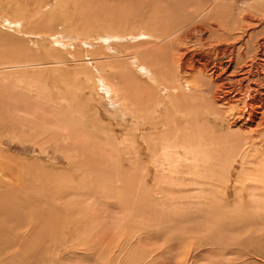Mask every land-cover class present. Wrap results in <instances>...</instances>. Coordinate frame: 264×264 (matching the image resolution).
I'll return each mask as SVG.
<instances>
[{
  "label": "rangeland",
  "instance_id": "374dc122",
  "mask_svg": "<svg viewBox=\"0 0 264 264\" xmlns=\"http://www.w3.org/2000/svg\"><path fill=\"white\" fill-rule=\"evenodd\" d=\"M198 1L0 0V264H264V5Z\"/></svg>",
  "mask_w": 264,
  "mask_h": 264
},
{
  "label": "bare ground",
  "instance_id": "6f19581e",
  "mask_svg": "<svg viewBox=\"0 0 264 264\" xmlns=\"http://www.w3.org/2000/svg\"><path fill=\"white\" fill-rule=\"evenodd\" d=\"M254 2H252L251 3V5L252 6H255L259 11H262V8L261 7H263V5H264V0H253ZM192 4H194L193 2H192ZM226 4H227V0H199L198 1V3H196V5H192L193 7H192V9H190V16L187 14V16H189L188 17V20H189V24L190 23H192L193 21H195V20H198V18L199 17H201V16H203V15H205V14H207L208 12H210L212 9H213V6L214 5H216V13L217 14H221V19H222V16L224 15V16H229V12H228V10H227V8H226ZM248 4H250V2L248 3ZM191 5V4H190ZM215 9V8H214ZM43 10V9H42ZM246 10H249V9H246ZM245 10V11H246ZM250 10H251V8H250ZM252 10H254V9H252ZM39 11H41V10H38V13L37 14H39L40 12ZM36 12V11H35ZM244 12V11H243ZM215 13V14H216ZM232 13V12H231ZM209 14V13H208ZM36 15V14H35ZM34 16V15H33ZM251 16V15H250ZM17 17H19V18H21V17H28V19L29 18H31L32 17V15H29L28 13H26V12H19L18 13V15L12 20V19H9L8 21L11 23V24H16V23H19V19H17ZM228 18V17H227ZM27 19V20H28ZM220 19V18H219ZM224 19V18H223ZM32 20V19H31ZM190 20H192V21H190ZM263 21V20H262ZM27 22V21H26ZM222 24V23H221ZM187 25H185V27H186ZM180 29V28H179ZM262 29V28H261ZM140 30V32L142 33V37H156V38H159V36H157V35H155L154 33H152V32H150V31H148L145 27L144 28H140L139 29ZM262 31V30H261ZM263 32V31H262ZM174 34V33H173ZM217 34V33H216ZM139 35V34H138ZM228 35V34H227ZM107 36H108V38L109 39H111V38H119L120 39V37H123V36H121V35H117V34H114V33H108L107 34ZM218 36H219V34H218ZM223 37H225V36H223ZM100 39H102V38H100ZM123 39V38H122ZM149 41V40H148ZM225 42V41H224ZM217 45V44H216ZM264 45V44H263ZM218 48V47H217ZM224 48V47H223ZM218 49H220V48H218ZM262 52V51H261ZM264 52V51H263ZM262 52V53H263ZM190 57V56H189ZM255 57V56H254ZM190 59H192L193 60V58H192V56L186 61V63H188V62H190ZM257 59V58H256ZM133 61V60H132ZM246 61V60H245ZM250 61V60H249ZM259 62V61H258ZM257 62V63H258ZM132 63H134V62H132ZM137 63V62H136ZM184 64V63H183ZM245 64H246V62H245ZM137 65H138V63H137ZM143 65V66H142ZM186 65H188V64H186ZM258 65V64H257ZM140 66V65H139ZM138 66V67H139ZM141 66L146 70V72L145 73H147L148 75H149V77H150V79H153V80H155V78H153L152 77V74H150V69H149V67L146 65V64H141ZM140 66V67H141ZM192 66V65H191ZM139 67V68H140ZM185 67V66H184ZM193 67V66H192ZM248 68V67H247ZM136 69H138V68H136ZM184 69V68H183ZM182 69V70H183ZM186 69V68H185ZM188 69V68H187ZM195 69V68H194ZM251 69V68H250ZM245 70V69H244ZM252 70V69H251ZM140 71H141V69H140ZM139 71V72H140ZM144 71V70H143ZM210 71V70H209ZM191 72H194V71H192L191 70ZM217 72V71H216ZM248 72V71H247ZM184 73H186V71L184 72ZM190 73V72H189ZM252 74V73H251ZM154 75V74H153ZM258 75V74H257ZM246 76V75H245ZM244 76V77H245ZM152 77V78H151ZM154 77H156L155 75H154ZM196 77V76H195ZM197 77H198V75H197ZM196 77V78H197ZM216 78V77H215ZM199 79V78H198ZM196 80V79H195ZM172 81V80H171ZM197 81V80H196ZM174 82V81H173ZM156 83H158L157 81H156ZM171 84V83H170ZM263 85V84H262ZM170 87V86H169ZM111 90V89H110ZM170 90V89H169ZM172 90V89H171ZM176 90H178L179 91V89L178 88H176ZM260 91H262V90H260ZM110 93H111V91H110ZM175 93V92H174ZM252 94V93H251ZM254 96V95H253ZM255 97V96H254ZM257 115V114H256ZM253 123V122H252ZM4 188V187H3ZM106 195V194H105ZM106 211V210H105ZM1 212H2V214H1V218H0V239H3L4 240V243H3V248L2 249H5V251L7 250L6 248H12L13 247V241H14V239L13 238H15V237H12V236H15L16 234V232L14 231L13 232V228L11 227V228H9V226H11V225H13V223L14 222H16L15 224H18V222L17 221H15V220H12L11 218H10V215H9V213L7 212V210L5 209V208H1ZM21 221V220H20ZM21 225V224H20ZM15 229V228H14ZM16 229H17V227H16ZM15 229V230H16ZM52 230V229H51ZM36 243V242H35ZM26 244H28L27 242H26ZM37 244V243H36ZM35 244V246H33V249L35 250V252L37 251L36 250V247L38 246V245H36ZM16 245V244H15ZM19 245V244H18ZM27 246V245H26ZM35 247V248H34ZM30 248H32V246L30 247ZM1 249V248H0ZM32 249V250H33ZM27 250V249H26ZM23 251V250H22ZM7 252H9V253H11L12 254V252H15L14 250L12 251V252H10V251H8L7 250ZM9 253H7V255L9 254ZM29 253L31 254V252L29 251ZM34 253V252H33ZM32 253V255L31 256H34V254ZM14 254V253H13ZM6 255V256H7ZM21 256V255H20ZM19 256V257H20ZM5 257V256H4ZM5 259V258H4ZM9 259H11V258H9ZM15 259V258H14ZM109 260V259H108ZM4 261V260H3ZM24 261V260H23ZM4 262H6V261H4ZM8 262V261H7ZM9 263V262H8ZM112 263V262H111ZM19 264V263H18Z\"/></svg>",
  "mask_w": 264,
  "mask_h": 264
}]
</instances>
